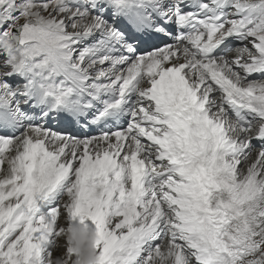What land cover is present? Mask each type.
I'll list each match as a JSON object with an SVG mask.
<instances>
[{"label": "bare ground", "instance_id": "6f19581e", "mask_svg": "<svg viewBox=\"0 0 264 264\" xmlns=\"http://www.w3.org/2000/svg\"><path fill=\"white\" fill-rule=\"evenodd\" d=\"M166 1L149 0L148 6L154 13L148 9L152 20L162 21L169 17ZM45 19H48L47 16ZM99 21L96 35L91 34L94 30L89 33L93 24V20L89 19L81 20L78 28L71 32L63 31L64 26L55 29L60 37L54 43L66 49L74 66L86 69L85 78L89 84L105 87L138 77L136 98L142 94L143 99L140 104L135 98L133 108L140 109V116L143 109L160 103H196L205 111L201 133H214L223 146L240 155V160H230L220 154L209 157L208 152L215 149L199 155L193 168L196 170L197 166H202V175L211 174V185H214L211 190H188L171 181L162 182L157 189H152L136 184L134 172L143 169L149 172L148 166L155 160L159 161V167L166 163V154L161 152L166 147L163 128L145 126L138 120L128 121L122 129L112 133L86 135L85 130H69L63 126L52 133L47 128L27 124L23 117H18V109L9 111L6 116L13 128L3 137V145L0 144V164L5 163L4 169L0 165V202L6 201L7 209L13 204L15 209L35 199L45 179L49 178L46 181L49 183L73 178L71 185L74 192L60 204V209H48L37 221L28 220L21 226H16V221L7 222V229L18 228L16 238L23 241L20 249L29 254L33 249L42 250L43 241L62 215L71 219L73 231H70L69 225L68 231L73 233L74 246H80L79 250L89 256L90 264H138L148 249L150 239L156 233L165 231L168 238L141 264H195L191 258V247L181 240H170L169 235L178 231L189 220L191 213L204 208L198 204L199 200L209 203V208L216 213L218 205L233 209L231 218L241 219L242 227L249 229L259 243H264V239L254 233L261 231L262 234L264 225V152L256 146L253 133L247 128L232 125L227 112L220 109L221 102L216 96L212 104L207 101L208 91L214 90L207 81L211 74L222 75L236 87L251 89L257 98L264 99V77L244 80V72L263 52L264 34L241 46L232 39V50L240 46L234 54H229L227 50L222 51L219 57L204 60L195 54V47L200 46L203 39L202 34L176 43L169 35L172 27L162 21L156 24L163 25L165 30L157 25L158 38L142 44L152 46L146 56L126 61L123 59L136 50L132 40H127L126 35L115 27L111 28L106 21ZM106 38L117 43L115 49L105 45ZM159 43H164L167 48L161 50ZM251 46H254L253 51L249 49ZM92 57L94 65L87 68V62ZM261 61L264 64V58ZM93 71L96 73L93 74ZM2 91L5 92L4 89ZM10 101L14 102L15 98L11 97ZM18 125L20 129L16 131ZM5 129L6 126L0 125V134ZM12 132L15 133L8 140L7 136ZM196 143L187 141L184 151H194ZM211 161L212 167L208 168L207 164ZM241 164L243 171L238 173ZM14 172L17 174L18 189L12 177ZM52 172H55L54 175ZM205 193H208L207 199L201 197ZM126 197H130V201L127 202ZM225 212L229 213L227 209ZM84 219L90 221L87 226L80 223ZM120 250L126 253V257L119 255ZM47 255L45 251L43 257ZM68 257L73 264H86L77 253ZM23 264H27V260Z\"/></svg>", "mask_w": 264, "mask_h": 264}, {"label": "rangeland", "instance_id": "374dc122", "mask_svg": "<svg viewBox=\"0 0 264 264\" xmlns=\"http://www.w3.org/2000/svg\"><path fill=\"white\" fill-rule=\"evenodd\" d=\"M16 1H17V5H18V10L20 12L18 22L26 21L30 24H38L40 22L43 23L44 25H46L47 27H49L53 31V33H54V36L52 39L53 42H55L58 39V37H60V34L57 33L58 31L55 30L56 28H59V26H64V29H62L63 31H67V32L70 31L71 32V30L78 28L81 20L87 21V19H89V20H93V24L91 25V27L89 29V33H91L92 30H94V32L91 34L96 35L95 30H97V28L100 25V21L98 19H92L93 17H90L84 11L76 12L75 9L69 7L64 2V0H40V1H35V2H31L30 0H16ZM168 1L170 2V0H167L166 2H168ZM44 16L45 17L47 16L48 19H45ZM88 17H90V18H88ZM33 20L36 21L37 23H35ZM170 21H171L170 17L167 18L166 22L170 23ZM238 47H240V46H236L233 50L229 51V54H234L235 50ZM253 47L254 46H252V48H249V49H252V51H253ZM122 55L125 56L124 53ZM136 56L137 55L135 52L132 55H128L123 60L127 61L131 58L132 59L136 58ZM93 58L94 57L90 58L89 61L87 62V68L89 66L90 67L92 66ZM85 66H86V64L83 65L84 68H85ZM85 70L86 69L81 70L83 72L84 76H86ZM94 73H96V72L93 71V74ZM95 79H97V78H95ZM208 85H209V83H208ZM209 87H210V85H209ZM215 96L216 95H214L211 91L210 92L208 91L207 101L209 102V105L213 103L212 101L214 100L213 98ZM19 113H18V117L22 119L21 114H23V113H21V112H19ZM44 128H47L50 131L49 127H44ZM23 130H24V127L22 128L21 131H23ZM51 132L53 133L54 131H51ZM7 138H8V140H10L11 139L10 135L7 136ZM22 154H25L24 150H22ZM209 155H212V154H209ZM222 155H224V154H222ZM224 156H226V155H224ZM229 156H226V157L230 160L236 159V160H238V162L240 160V155L234 154V152L230 157ZM208 163L209 164H207V167L208 168L212 167V161L208 162ZM0 165H3V167L1 169H4L5 163L2 162ZM242 166H243V164H241L238 167V173L243 171ZM198 168L200 169V166L199 167L197 166V170H199ZM54 173L55 172H52V175H54ZM16 175L17 174L15 172L12 173V177H13L14 181L16 180L15 187L18 189L19 186H18V180L16 179ZM48 179H45L41 183V186H43ZM72 180H73V178L71 179V177L68 179L67 183L65 184V188L63 189L60 197L58 198L57 202L53 206L54 207L53 209H56V208L60 209V204H62L63 202H65L66 200H68L71 197V194L74 192L73 187L71 185ZM213 187H214V185H209L208 190L213 189ZM206 195H207V193H205L204 196H202V197L208 198V195L207 196ZM198 204L204 205V207L205 206L208 207V205H209V203H204L203 200H199ZM5 205H6V201L0 202V233L4 229L8 228V226L6 224H8L7 222H9V214H10L11 210L13 209V204L10 205V207L8 209L5 207ZM226 209L228 210L229 214L231 215L233 212V209H228V208H226ZM233 218H235V222L232 226V229L229 230V236L235 237V236H239V235L242 236V234L245 235L247 237V240L250 242L251 245L254 246V248L256 250L255 255H252L248 259H245V261L241 264H264V243L263 242L259 243V241L256 237L254 238L251 236L252 232H250L249 229L242 227L243 224H242V222H240L241 219L239 220L238 217H233ZM70 220L71 219H69V216L63 217L62 215H59L58 223L55 225L54 229L49 232L48 237L45 238V241H43L42 250L35 251V249H33L31 254H29V252L23 253V249H20L23 241L20 238H16L18 235L17 236L15 235L14 238L10 239L8 242L4 243L0 247V264H23L25 260H27V264L32 263V262H34V264H66V263L67 264H73V260L68 257V255L71 253L79 254L80 256L83 257L86 264H90L89 256L85 253H82L79 250L80 246H74L75 241H74V239L71 238V235L73 233L72 232L70 233L71 230L73 231V229H72L73 226H71L73 224L70 223ZM81 221H80V223H82L83 226H87V224L90 223V221L88 219H84L82 222ZM68 225L70 226V231H68L69 230ZM77 227L78 226L74 227V230ZM262 228H263L262 234H261V231H259V232L254 231V233L257 234L256 236H260L261 238L264 239V225H262ZM18 232H17V234H18ZM245 236H243V237L245 238ZM167 238H168L167 231L161 232V233L160 232L156 233L150 239V242H149L150 245L148 244V249L141 256L138 264H141L150 255L152 256V252L154 251V249L157 246H162L163 242ZM45 251L48 253V255L46 257L45 256L43 257ZM119 255L120 256L122 255V257H126V253L123 252L122 250L119 251ZM191 258H192V256H191ZM77 263L79 264V262H77Z\"/></svg>", "mask_w": 264, "mask_h": 264}]
</instances>
